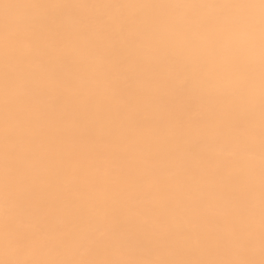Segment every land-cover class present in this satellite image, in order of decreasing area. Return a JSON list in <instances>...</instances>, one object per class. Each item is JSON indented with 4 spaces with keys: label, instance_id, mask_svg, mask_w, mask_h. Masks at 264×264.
<instances>
[{
    "label": "bare ground",
    "instance_id": "obj_1",
    "mask_svg": "<svg viewBox=\"0 0 264 264\" xmlns=\"http://www.w3.org/2000/svg\"><path fill=\"white\" fill-rule=\"evenodd\" d=\"M252 3L0 0V264L264 260Z\"/></svg>",
    "mask_w": 264,
    "mask_h": 264
},
{
    "label": "snow or ice",
    "instance_id": "obj_2",
    "mask_svg": "<svg viewBox=\"0 0 264 264\" xmlns=\"http://www.w3.org/2000/svg\"><path fill=\"white\" fill-rule=\"evenodd\" d=\"M176 7H186L184 5H177ZM217 7L221 8H231V7H246V8H258L260 14V32H261V55L264 59V0H259L258 4H246V5H219ZM51 264H59V262H51ZM73 264H252L249 261L240 262H180V261H128V262H92V261H77ZM264 264V260L260 262Z\"/></svg>",
    "mask_w": 264,
    "mask_h": 264
}]
</instances>
